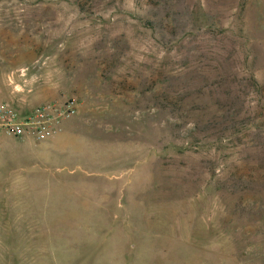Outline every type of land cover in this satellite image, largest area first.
Masks as SVG:
<instances>
[{
    "label": "rangeland",
    "instance_id": "obj_1",
    "mask_svg": "<svg viewBox=\"0 0 264 264\" xmlns=\"http://www.w3.org/2000/svg\"><path fill=\"white\" fill-rule=\"evenodd\" d=\"M72 100L9 144L0 264H264V0H0V101Z\"/></svg>",
    "mask_w": 264,
    "mask_h": 264
},
{
    "label": "built area",
    "instance_id": "obj_2",
    "mask_svg": "<svg viewBox=\"0 0 264 264\" xmlns=\"http://www.w3.org/2000/svg\"><path fill=\"white\" fill-rule=\"evenodd\" d=\"M77 107L72 100L64 104H42L22 111L8 101H0V137L37 142L51 140L62 132L65 121L76 114Z\"/></svg>",
    "mask_w": 264,
    "mask_h": 264
},
{
    "label": "crops",
    "instance_id": "obj_3",
    "mask_svg": "<svg viewBox=\"0 0 264 264\" xmlns=\"http://www.w3.org/2000/svg\"><path fill=\"white\" fill-rule=\"evenodd\" d=\"M13 139L14 138L8 136L0 137V166L7 165V162L11 163L13 160L19 162L23 158L27 159L30 154V150L28 148L24 149V151L12 149L9 144H11ZM22 141H33V139H25ZM33 155H36L38 157V151L33 152Z\"/></svg>",
    "mask_w": 264,
    "mask_h": 264
}]
</instances>
